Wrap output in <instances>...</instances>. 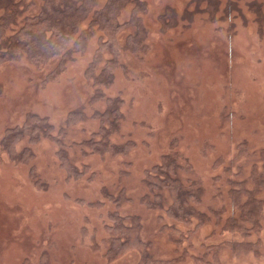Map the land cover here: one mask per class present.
Segmentation results:
<instances>
[{"label":"rangeland","instance_id":"obj_1","mask_svg":"<svg viewBox=\"0 0 264 264\" xmlns=\"http://www.w3.org/2000/svg\"><path fill=\"white\" fill-rule=\"evenodd\" d=\"M28 1L20 21L41 10ZM107 1L96 0L82 30ZM140 2L144 33L119 30L112 68L104 52L97 74L107 67L113 80L102 96L86 73L103 31L55 79L46 78L60 57L43 70L26 58L0 66V264H145V250L147 264H264V0ZM33 116L51 137L4 149L6 132ZM166 156L201 184L203 225L142 203ZM253 197L262 210L249 216ZM111 215L127 229L138 217L145 246L119 252L130 233Z\"/></svg>","mask_w":264,"mask_h":264},{"label":"trees","instance_id":"obj_2","mask_svg":"<svg viewBox=\"0 0 264 264\" xmlns=\"http://www.w3.org/2000/svg\"><path fill=\"white\" fill-rule=\"evenodd\" d=\"M42 1L41 10L37 15L28 16L20 21L25 10L28 7L31 8L32 3L29 4L28 0H0V66L7 62H19L26 58L37 68L43 70L54 58L60 57L61 60L56 68L46 78L47 80L55 79L66 69V63L68 59H71V54L81 52L94 35L103 31L108 40L106 43L103 42V45L102 39L100 40L98 52L86 73L89 80H93L94 85L102 89H99L102 96L103 89L109 87L113 80L112 72H105L107 67L97 74L104 52L110 50L109 52L112 54L111 68L119 63L118 59L122 50V46L118 42L119 30L122 27L136 26L137 36L144 33V28L136 17L139 11L144 8V4H141L140 0H108L100 11H96L87 29L82 30V25L93 12L96 0ZM129 4L134 5L131 18L121 26L118 17L123 8ZM136 35L135 37L129 36V39L135 40L136 44L132 46L128 43V47H132L135 51V46L138 45V41L135 39ZM53 130V126L46 120L36 116L29 117L22 127L6 132L2 147L10 150L26 135L30 137L31 142L45 136L51 137ZM122 150L125 149L119 146L114 148V151L117 152ZM114 151L112 153L117 154ZM169 158L168 156L164 157L161 165L156 166L148 174L147 187L153 197L146 194L141 198L142 203H146L151 208L163 210L176 221L190 222L194 217L199 221V224L203 225L207 220V215L197 208V205L202 201L203 188L201 184L197 180H183L180 173L190 172L191 166L188 163L180 164L178 158L171 160ZM70 170L72 173L76 172V169L71 168ZM166 190L170 193L171 200L166 197ZM249 205L250 208L253 206L249 216L261 213V204L254 197L251 198ZM243 215H245L244 211ZM111 217L119 229L124 228L125 232L130 233L129 239L127 238L125 242L121 243L119 252L125 247L145 246L138 238L142 227L138 217H129L131 221L129 229L124 227L122 217L118 215H111ZM168 229L171 233L177 232L173 226ZM113 250L116 254V249ZM148 261L149 256L145 250L143 262L147 264Z\"/></svg>","mask_w":264,"mask_h":264}]
</instances>
